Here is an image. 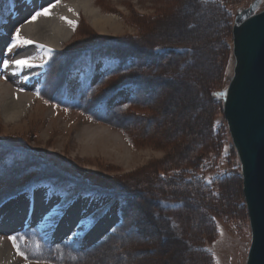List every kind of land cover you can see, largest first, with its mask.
<instances>
[{
  "label": "rangeland",
  "instance_id": "1",
  "mask_svg": "<svg viewBox=\"0 0 264 264\" xmlns=\"http://www.w3.org/2000/svg\"><path fill=\"white\" fill-rule=\"evenodd\" d=\"M22 1L0 0V39L7 43L19 27L12 18L18 16V9L22 11ZM92 1L100 13L117 22V27L98 30L81 15L73 35L63 42L62 50L59 48L61 54L53 59L48 85L43 89L68 105L79 106L62 107L41 94L34 96L33 85L28 83L24 91L32 94L34 102L27 106L25 115L6 122L0 111V142L16 145L21 154L13 159L12 151L0 158V200L31 175L51 176L65 182L66 187H73L76 180L99 191H86L69 199L66 195L62 200L71 203L75 197L91 195L85 215H96L99 223L107 219L109 228L97 235L91 234L92 228L82 246L56 248L63 240L57 239L63 231L45 241L33 223L22 232L25 240L17 241L21 251L31 259L54 258L52 264H65L62 262L72 261L74 256L79 262L73 264H245L251 235L240 162L223 115V99L221 103L213 102L211 92L223 88L220 96L226 94L234 63V17L253 0ZM262 8L264 0L256 11ZM20 29V35L28 39ZM7 43L0 52H5ZM24 49H13L9 59ZM86 49H107L124 64L97 88L95 96L91 94V99L85 101L82 95L77 99L73 90L86 86L90 78L102 76L111 66L108 60L86 59L67 78L66 63L71 55L76 58L74 53ZM0 77H4L0 81L10 82V87L22 88L12 71L0 72ZM130 91H136L135 99L123 103ZM90 112H101L103 118L106 112L111 116L105 120ZM91 123L114 132L128 148L129 159L123 157L124 148L113 140L109 144L114 150L104 148L103 136L82 144L77 133ZM15 159L19 161L12 165ZM177 175L191 179L178 181ZM205 179L212 180L208 194L199 187ZM106 192L114 193L106 196ZM96 193L103 198L94 199ZM178 200L184 207L166 212L172 213L177 223L169 226L157 201L167 205ZM119 211L124 212L123 221ZM208 213L214 216L210 227L206 223ZM121 222L115 233L110 231ZM129 229L134 230L130 236L126 235ZM109 233L113 234L102 247L88 255L81 252L97 246ZM9 235L14 233L0 232L12 247ZM36 243L42 248L34 255ZM189 243L203 245L210 261L189 251ZM50 247L54 250L49 251ZM17 258L25 261L21 256Z\"/></svg>",
  "mask_w": 264,
  "mask_h": 264
},
{
  "label": "bare ground",
  "instance_id": "2",
  "mask_svg": "<svg viewBox=\"0 0 264 264\" xmlns=\"http://www.w3.org/2000/svg\"><path fill=\"white\" fill-rule=\"evenodd\" d=\"M54 2L55 0H30V2L23 7L25 8L24 10L22 9V11H20V9H18L19 14L13 19L12 23L20 22L24 34L27 35L28 39L34 41L35 44L34 46H26L23 53L12 58L11 60L20 59L26 56H37L44 58L43 54L39 52L36 47L38 44L44 45L45 49L56 48L59 51L63 42L68 41L75 31L73 27L67 23L66 20L61 19V17H65L67 20L75 21L77 25L81 15H83L84 17H87L90 21V24L98 30L106 29V27H109L110 29L117 27V22L113 21L110 16H105L104 14L100 13L99 9L95 6L92 0H64L57 4L55 8L51 9L50 15L38 17L34 22L31 23L27 22L35 11L42 7H46L49 3ZM69 9H72V11H69ZM0 41L3 42L5 39H0ZM6 43L7 40L2 45L0 44V48H3ZM39 61H41V59H36L33 61V63ZM1 62L2 61H0V63ZM9 70L11 72V69ZM42 72L43 68H34L26 73H21L15 76L13 75L16 80L20 79V84L23 88L22 91H18L17 89L19 88L10 87L9 85L11 84H8L10 82L7 83L0 81V111L4 121L13 122L25 115L28 109L27 106L31 105L34 100L32 99V94L30 92L25 93L24 88L29 85L28 83H30L31 80L38 82L41 79L40 77ZM25 74H27L29 77L27 81L21 79V76ZM38 106H36L37 110L39 109ZM77 136L79 137V141H81L82 144L84 143V145L87 144V140L93 141L97 139V136H103L106 140V143L103 146L104 148L110 150H114L113 145L109 144V140H113L114 144H119V146L121 145V147L124 148V152H121L123 157L126 160L129 159L128 148L117 139V136L114 132L110 133L109 130L101 124L98 126H96L95 123L85 125L80 130V132L77 133ZM82 138L84 142H82ZM43 186L45 185H40L34 195L32 193L30 200L25 197L24 193H19L14 198L9 197L6 201L0 203L1 233H5V231L7 232L8 230H15L14 228L24 221L25 223H35L42 234L48 233V237L56 236L62 233V231L63 236L70 234V232L75 228L77 221L82 216H85L86 211H88L90 208V206L88 207L87 202L92 196H83L81 199L80 197H75L74 201L71 202V209L66 215H64L62 220H59L58 226L55 223L57 219L55 217H53L52 223H50L48 226H44L41 224V218L55 204V201L53 199L49 203L45 199V192H47L48 186ZM93 198L95 199V197ZM6 210L7 212H5ZM107 222V219L100 220V223L95 225V227L92 229L91 234L93 233L94 235H97L99 233L105 232L109 228V224L106 225ZM105 225L108 227H105ZM0 264H25V261H20L17 258L11 245L1 236Z\"/></svg>",
  "mask_w": 264,
  "mask_h": 264
},
{
  "label": "water",
  "instance_id": "3",
  "mask_svg": "<svg viewBox=\"0 0 264 264\" xmlns=\"http://www.w3.org/2000/svg\"><path fill=\"white\" fill-rule=\"evenodd\" d=\"M261 1L253 0L234 17V63L222 105L250 226L245 264H264V8L256 11Z\"/></svg>",
  "mask_w": 264,
  "mask_h": 264
},
{
  "label": "trees",
  "instance_id": "4",
  "mask_svg": "<svg viewBox=\"0 0 264 264\" xmlns=\"http://www.w3.org/2000/svg\"><path fill=\"white\" fill-rule=\"evenodd\" d=\"M174 52H177V51H174ZM167 53V52H166ZM59 54H61V51H56V52H54L53 53V55L51 56V58H50V60H49V63L47 64V67H46V73H45V76H44V79H43V84H42V92H41V96L42 97H44L45 99H47L48 101H54V102H56L57 104H59V105H61L62 107H67V108H69V107H71V105L73 104V103H71L70 105H68V104H66V103H64L63 102V100H62V98L61 99H58L54 94H51L50 93V91H46V90H43V89H46V86L48 85V82H47V78H48V76L50 75V71H51V69H50V67L52 66V61H53V59L57 56V55H59ZM74 54H76V55H78V57H76V58H74V55L72 54L71 55V57H70V60L66 63V66H67V64H68V67H67V71H66V77L68 78L69 76H70V73L71 72H73L76 68H78L79 66H78V64L80 63V62H83V61H86V59H87V62L88 61H95V60H97V59H99L100 58V60H108L107 62L108 63H110L111 64V66L109 67V69L107 70V72L106 73H104L102 76H100V77H98L97 79H94V80H92V78H90L88 81H87V83H86V86L83 84V85H81L80 87L79 86H77L78 88L77 89H75V90H73V92H75V97H77V99H78V97L80 96V95H82V100L84 99L85 101H86V99H91V94H93L94 96H95V94H96V90H97V88L99 87V86H101V85H103L111 76H113V75H115L116 74V71H119V70H121V66L124 64L123 62V60H122V58H121V60L122 61H120V57L116 54V53H114V52H109L107 49H99V50H88V49H86L85 51H80V52H77V53H74ZM165 54V53H164ZM75 55V56H76ZM55 60V59H54ZM115 61H116V63H115ZM88 64V63H87ZM134 65H135V63H134ZM78 66V67H77ZM76 67V68H75ZM124 68V67H123ZM133 68V67H132ZM127 69H130V68H127ZM65 77V78H66ZM64 78V79H65ZM63 79V80H64ZM65 83V82H64ZM129 83V82H128ZM228 83V82H227ZM130 84H132V83H130ZM133 85V84H132ZM131 85V86H132ZM133 87V89H135L134 88V85L132 86ZM73 88H76V87H73ZM73 88H71V89H73ZM222 91H223V88L221 89V88H218V89H215L214 91H212L211 93H212V100H213V102H216V103H221V99H223V97L222 96H220L221 95V93H222ZM135 92L136 91H130V94L129 95H127L126 97H124V99H122V101H123V103L126 101V102H130V101H132L133 99H135V97H134V95H135ZM74 95V94H73ZM217 96H218V98H217ZM88 103V102H87ZM74 105H77V106H79L78 104H73L72 105V107H75ZM82 110H86V107H83V108H81ZM106 110H107V108H105ZM109 109H111V107H109ZM101 111H102V109H101ZM90 114H93L95 117L97 116V117H102V114H101V112H100V114H95V113H91L90 112ZM106 116H105V118H103V119H105V120H108V118H106L107 116L109 117V116H111L108 112H106V113H104ZM113 116V115H112ZM16 150V151H15ZM13 151V152H12ZM8 152H12V153H14V155H13V159L14 158H16V155L18 156V155H21L20 153H19V151H17V148H16V145L15 146H13V145H11V144H5V143H2V142H0V158H1V160H2V158H3V156H4V154H7ZM23 154V153H22ZM28 155L30 156V157H32V155L31 154H29L28 153ZM1 160H0V167L2 166L1 164ZM19 160L18 159H15V160H13V162H12V165L13 164H16V162H18ZM40 171H41V169H40ZM8 172V171H7ZM5 173V172H4ZM2 174L3 173H1L0 174V180H1V178L3 177L2 176ZM26 173H21L20 175L22 176V175H25ZM40 174V173H39ZM35 174V175H31V177L30 178H28V179H25L26 181H24L23 183H21L20 185H18V187L16 188V189H14L13 190V192H10L9 194H7L6 196H4V197H2V199L1 200H5L6 198H8V197H10V196H14L15 194L17 195L18 193H20V192H22V191H24V190H26V189H29V188H31L33 185H37V184H40V183H44V182H46V183H48V184H50L51 186H55V187H58V188H60V189H62L65 193H66V198H70V197H72L73 195H75V194H82V193H84V192H88V191H95V192H98L99 190H97L96 188H93L92 187V185H90V184H82V183H78L76 180H74L73 181V187H66V183L64 182H59V181H57L56 179L55 180H53V179H51V178H49V177H51V176H46L45 175V177L42 175V174ZM20 176V177H21ZM161 176H165L164 174L163 175H161ZM53 177H56V178H59L58 176H52V178ZM191 179V177L190 176H178L177 175V179H178V181H180V179H182V180H189V179ZM206 180V179H205ZM205 182V181H204ZM208 183L207 182H205V183H201V185L199 186L200 187V191H202V192H204V193H206V194H208L207 193V187H208ZM93 189V190H92ZM106 193H108V194H105L106 196H108L109 194H111V195H113V193L114 192H106ZM104 195V194H103ZM115 195V194H114ZM117 195V194H116ZM118 196H120V195H118ZM122 197V196H121ZM0 200V201H1ZM7 200V199H6ZM5 200V201H6ZM122 200V199H121ZM244 203V205H245V202H243ZM157 205H158V207L162 210V212H163V215H164V217H163V219H165V221H168V225L170 226H176L177 225V223H176V221H174L173 219H172V213L170 214V215H167L166 214V212H173V210H178V209H182L183 207H184V205H183V207H182V201L181 200H178V201H173V202H168L167 203V205L164 203L163 204V202H161V201H157ZM119 208H121V207H119ZM119 213H120V215H122V221H123V219H124V214H122V213H124V212H120L119 211ZM213 215L211 214V213H208V215H207V219H206V223H207V227H210V226H212V224H213ZM173 224V225H172ZM123 225V224H122ZM119 227H121V224L120 225H118L117 227H116V229L118 230L119 229ZM116 230V231H117ZM113 234V233H112ZM112 234L111 233H109L104 239H103V241H101L99 244H97V246L95 245V247H93V248H91V249H87V251L85 252V251H81V252H84L83 254H91L92 252H94L95 251V249L97 248V247H102L103 246V244L104 243H106L109 239H110V237L112 236ZM73 248V245L72 244H70V246H65V248ZM188 249H189V251H195L196 253H198L199 255H201L202 257H205L206 259H207V252L205 251V249L203 248V245H200V244H193V245H190V243H189V245H188ZM73 250H76L75 248L74 249H72V251ZM207 250V249H206ZM75 252V251H74ZM57 256V255H56ZM75 258H79V257H76V256H74L73 258H72V261H65V262H62V263H65V264H67L68 262H74V261H76V262H79V260H77V259H75ZM210 258V257H209ZM209 258L207 259V260H209ZM48 259V258H47ZM54 258H50V260L52 261ZM64 260H66V259H64ZM210 261V260H209ZM73 264V263H72Z\"/></svg>",
  "mask_w": 264,
  "mask_h": 264
},
{
  "label": "snow or ice",
  "instance_id": "5",
  "mask_svg": "<svg viewBox=\"0 0 264 264\" xmlns=\"http://www.w3.org/2000/svg\"><path fill=\"white\" fill-rule=\"evenodd\" d=\"M60 3V0H55L54 3H49L46 7H42L39 10L35 11L30 19L27 21L29 23L34 22L38 17L41 16H48L51 14V9L55 8L57 4ZM69 11H72V9H69ZM61 19H64L69 23L73 29L75 30L76 27V22L72 20H67L65 17H61ZM20 27H16L15 31L11 35L10 42L7 44V50L6 52H0V61H2V64H0V72H7L9 69L12 71V75H19L21 73H26L34 68L36 69H42L45 64L48 63V59L51 57L52 50L51 49H45V46L42 44L36 45L37 49L39 52L43 54L44 58H40L37 56H26L20 59H15L9 61L7 58L8 53H11L13 49H18L21 47H26L28 45H33L35 44L34 41L30 39H26L20 35ZM36 59H41V63L35 64L33 63L34 60ZM4 78V77H0ZM28 75H22L21 79L27 81L28 80ZM18 91H22L23 89H17ZM36 95H40L39 90L35 93ZM48 103V101H45ZM57 105H53L55 108ZM127 107V105H125ZM67 111V108L65 109ZM163 175V174H162ZM206 182L211 184L212 180L211 179H206ZM38 190L37 185L32 186V193H34ZM66 196V193L55 186H50L45 193V199L50 203L53 199H56V203L42 216L41 218V224L44 226H48L50 223L53 222V217L57 218L55 223L58 226L59 220H62L64 215L67 214V212L71 209L72 204L70 202H67L66 200H62ZM95 198L97 200L102 199V195L99 193L95 194ZM99 223V219L96 215H85L82 216L76 223L75 228L68 234L63 240L61 241L60 244H56L55 247L59 248L62 245L63 246H70V244H75V245H80L82 246V240L83 238L87 235L89 231H91L92 228L95 227V225ZM123 222H121L122 226ZM30 227V225H28ZM116 227H113L110 229L111 232L115 233L116 232ZM133 229H129V231L126 233V235H131ZM54 235V233H53ZM9 241L12 243V247L16 250V255L23 257L25 260V264H52L51 261H45L42 259H31L28 255H26L23 251H21L19 243L17 242L18 240L20 242H23L25 240V235L22 233L14 234V235H9L7 237ZM42 239L47 241L48 240V233H43L42 234ZM42 245L40 243H36L34 245V255L35 253H39L41 251ZM51 247L49 248V251H53Z\"/></svg>",
  "mask_w": 264,
  "mask_h": 264
}]
</instances>
